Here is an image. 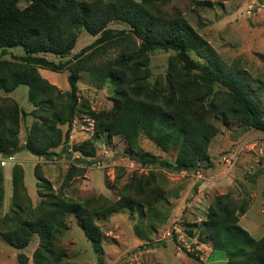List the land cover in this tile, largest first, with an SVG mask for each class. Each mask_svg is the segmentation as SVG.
Instances as JSON below:
<instances>
[{"label":"trees","instance_id":"obj_1","mask_svg":"<svg viewBox=\"0 0 264 264\" xmlns=\"http://www.w3.org/2000/svg\"><path fill=\"white\" fill-rule=\"evenodd\" d=\"M19 1L0 0V49L21 47L25 53L11 60L0 58V155L3 157L12 159L21 150L18 134L25 113L8 96L20 85L27 87V100L33 106L30 114L35 119L22 149L44 159L57 156L58 148L59 152L66 151L72 123L81 108L77 86L80 73L98 84L109 83L112 88L110 110L89 111L93 133L88 140L71 147L84 159L95 156L94 144L101 137L110 140L123 134L118 121L126 103L133 115L144 118L147 136L165 152L176 147L184 155H204L217 134L211 121L214 118L225 124L227 120L237 122L245 129L264 134V102L252 93L244 73L238 69L226 70L213 49L182 17L162 12L152 0H28V6L23 9L18 7ZM114 22L128 26V31L111 30L108 26ZM80 29L96 38L80 50L74 63L70 60L55 63L41 56L48 53L66 57ZM111 47L118 50L116 57L97 64L85 61ZM154 51L174 52L168 61L167 82L163 86L149 85L144 74L148 54ZM37 69L56 73L67 69L68 90L61 92L50 85ZM255 83L259 88L258 82ZM160 124L168 130L152 132ZM63 126H66L64 132ZM129 146L124 154L131 160L140 163L153 160L140 156ZM176 168L187 169L181 165ZM36 169L37 166L34 170L37 182L51 191ZM10 170L11 207L0 218V236L15 249L23 250L36 234L38 245L32 254L33 264H63L66 252L57 245L56 237L66 229L70 217L75 219L85 238L97 246L103 239L97 221L122 210L141 213L142 203L151 210L163 197L162 190L149 183L135 189L123 187L113 202L76 201L62 194L43 195L38 191L42 200L34 209L28 207L30 215L25 217L19 198V191L24 190L22 193L29 200L23 186V170L17 164ZM2 200L0 173V208ZM246 210V202L238 205L228 195L216 196L207 209L202 234L213 250L225 254V264H264V236L255 239L239 225V218ZM187 255L200 263L194 254ZM17 260L28 264L23 253L17 255Z\"/></svg>","mask_w":264,"mask_h":264},{"label":"rangeland","instance_id":"obj_2","mask_svg":"<svg viewBox=\"0 0 264 264\" xmlns=\"http://www.w3.org/2000/svg\"><path fill=\"white\" fill-rule=\"evenodd\" d=\"M152 1L162 12L182 17L213 49L226 70L242 71L252 93L264 102V0ZM28 4V0H20L17 5L23 9ZM108 27L115 31L129 29L116 22ZM95 38L80 29L76 43L66 57L48 53L41 56L55 63L67 60L74 63L80 50ZM135 43L138 46V40ZM117 51L107 48L85 61L104 62L116 57ZM24 55L21 47L0 49L2 59L11 60ZM191 56L195 58L193 54ZM172 57V51L148 54L144 74L149 85L166 84L168 61ZM37 71L59 91L68 90L67 69L59 73L44 69ZM77 86L81 108L72 123L68 148L62 152H59L60 148L56 149L58 155L49 159L35 157L22 149L35 120L30 114L33 106L27 100V87L20 85L8 94L25 114L20 120L18 139L21 150L14 154L15 161L0 155L3 187L0 218L11 207V176L6 175L10 167L17 164L22 167L23 186L29 199L26 200L22 193L24 190L19 191L25 217L30 215L28 207L32 210L42 200L38 191L43 195L62 194L76 201L102 199L106 202L117 200L123 187L135 189L149 183L163 192V197L151 210L142 203L141 213L122 210L97 221L95 224L103 234L97 246L85 238L74 218L67 219L66 229L56 237L57 245L66 252L63 264H225V254L213 250L202 234L207 209L220 195L230 196L238 205L246 202L247 210L239 218V225L255 239L264 236V134L245 129L237 122L227 120L225 124L220 118H214L211 121L217 134L204 155H184L176 147L165 152L147 136L146 128H143L144 118L133 115L129 103H126L118 121L123 134L110 140L101 137L94 144L95 156L84 159L71 147L91 137L93 123L88 117L89 111L110 110L112 88L109 83L98 84L85 73H80ZM61 129L64 132L66 126ZM166 130L168 127L160 124L152 132L159 134ZM127 146L140 156H149L153 160L146 163L131 160L124 154ZM180 165L187 169L177 170ZM36 166L37 173L49 184L51 191L37 182L34 176ZM69 174L71 176L67 178ZM37 245L36 234L31 236L23 250L15 249L0 236V264H20L17 260L19 253L28 257V264H33L32 254ZM187 253L197 256L200 263Z\"/></svg>","mask_w":264,"mask_h":264},{"label":"crops","instance_id":"obj_3","mask_svg":"<svg viewBox=\"0 0 264 264\" xmlns=\"http://www.w3.org/2000/svg\"><path fill=\"white\" fill-rule=\"evenodd\" d=\"M9 97H10V96H9ZM12 159L15 161L16 157L14 158V156H13ZM9 160H11V159H9ZM9 175H10V174L7 172V175H6V176H7V177H10Z\"/></svg>","mask_w":264,"mask_h":264},{"label":"built area","instance_id":"obj_4","mask_svg":"<svg viewBox=\"0 0 264 264\" xmlns=\"http://www.w3.org/2000/svg\"><path fill=\"white\" fill-rule=\"evenodd\" d=\"M1 163H3V162H1Z\"/></svg>","mask_w":264,"mask_h":264}]
</instances>
